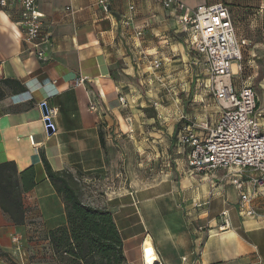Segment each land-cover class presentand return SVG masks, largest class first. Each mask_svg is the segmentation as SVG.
<instances>
[{
  "label": "crops",
  "instance_id": "obj_1",
  "mask_svg": "<svg viewBox=\"0 0 264 264\" xmlns=\"http://www.w3.org/2000/svg\"><path fill=\"white\" fill-rule=\"evenodd\" d=\"M177 1L189 9L213 3L228 9L242 51V71L232 82L255 91L264 132V0ZM96 2L37 0L44 61L22 41L19 5L0 10V164L13 162L19 173L33 167L36 181L23 197V226L0 210V264H28V239L66 226L42 156L54 172L73 175L84 203L112 214L124 264H146V239L154 264H264V186L251 200L257 216L242 215L225 172L189 170L182 131L174 137L178 115L170 119L161 105V114L145 116L142 102L134 109L136 76L163 82L200 66L178 15L159 0H109L107 13ZM79 77L84 82L74 87ZM42 102L57 110L54 134L44 130ZM156 122L166 128L155 130ZM199 127L192 130L197 136Z\"/></svg>",
  "mask_w": 264,
  "mask_h": 264
},
{
  "label": "built area",
  "instance_id": "obj_2",
  "mask_svg": "<svg viewBox=\"0 0 264 264\" xmlns=\"http://www.w3.org/2000/svg\"><path fill=\"white\" fill-rule=\"evenodd\" d=\"M159 1L165 10L178 15L180 31L187 36L190 47L202 59L209 94L219 109L218 119L213 126H200L203 132L201 136L195 135L190 126L179 134V144L188 148L187 166L197 175L225 172L239 193L240 213L255 217L257 214L250 205L256 188L264 186V132L259 123L255 91L244 84L236 89L232 82L233 77L242 71V51L230 13L222 3L189 9L177 0ZM36 2L0 0V10L13 4L19 5L22 41L35 51L38 60L44 61V53L40 49L41 44L46 43L41 38L43 15L38 11ZM96 4L104 13L108 12L109 0H97ZM136 36H141V33L137 32ZM153 67L157 69L159 64L155 62ZM83 82L84 79L79 77L73 85L79 87ZM119 102L121 106L126 103L122 96ZM43 106L46 109L42 119L44 130L54 134L56 127L53 120L57 110L48 107L45 102L40 104V107ZM90 110H94V106H90ZM225 217L226 212H221L222 228L228 225ZM13 242L19 245L18 238Z\"/></svg>",
  "mask_w": 264,
  "mask_h": 264
},
{
  "label": "trees",
  "instance_id": "obj_3",
  "mask_svg": "<svg viewBox=\"0 0 264 264\" xmlns=\"http://www.w3.org/2000/svg\"><path fill=\"white\" fill-rule=\"evenodd\" d=\"M41 161L48 181L62 200L66 217V226L50 231L39 242L44 251L56 264H124L123 243L112 214L84 203L72 174L54 172L43 156ZM35 186L33 167L19 173L13 162L0 164V210L12 224H25L23 197ZM33 242L30 237L28 243Z\"/></svg>",
  "mask_w": 264,
  "mask_h": 264
},
{
  "label": "rangeland",
  "instance_id": "obj_4",
  "mask_svg": "<svg viewBox=\"0 0 264 264\" xmlns=\"http://www.w3.org/2000/svg\"><path fill=\"white\" fill-rule=\"evenodd\" d=\"M198 59V58H197ZM202 60L199 58V67L193 68V71H185L181 75L170 74L165 81H152L144 76H136L137 80L134 89L131 92L135 100V110H140L141 102L147 106L144 112L145 116H158L161 114V106L164 107V115L168 114L170 119H175L174 137L176 138L184 126L190 125L192 130L198 128L202 124L210 125L218 117V106L214 101L207 86V76L204 73ZM159 73V72H157ZM175 75V76H174ZM162 77V76H161ZM153 78V77H152ZM169 111V112H168ZM181 118V119H179ZM160 121V119H158ZM167 124V123H166ZM173 124V123H172ZM155 130H164L165 124H154ZM203 126V125H202ZM166 128V127H165ZM200 128V127H199ZM199 132V129H196ZM176 139L173 140L175 142ZM77 183V182H76ZM78 186L79 191V184ZM79 194H81L79 192ZM81 197V195H80ZM33 244L27 246L28 249V264H56L48 251H44L42 239L44 236H31ZM40 242V243H39ZM44 252H46L44 254Z\"/></svg>",
  "mask_w": 264,
  "mask_h": 264
},
{
  "label": "bare ground",
  "instance_id": "obj_5",
  "mask_svg": "<svg viewBox=\"0 0 264 264\" xmlns=\"http://www.w3.org/2000/svg\"><path fill=\"white\" fill-rule=\"evenodd\" d=\"M149 240L146 239L142 244L144 262L146 264H154V262L157 260Z\"/></svg>",
  "mask_w": 264,
  "mask_h": 264
},
{
  "label": "water",
  "instance_id": "obj_6",
  "mask_svg": "<svg viewBox=\"0 0 264 264\" xmlns=\"http://www.w3.org/2000/svg\"><path fill=\"white\" fill-rule=\"evenodd\" d=\"M41 111H42V114L43 115H45L46 114V109H45V107L43 106V107H41Z\"/></svg>",
  "mask_w": 264,
  "mask_h": 264
}]
</instances>
